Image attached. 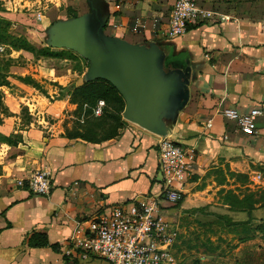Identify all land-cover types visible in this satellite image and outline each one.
<instances>
[{
  "label": "crops",
  "instance_id": "crops-1",
  "mask_svg": "<svg viewBox=\"0 0 264 264\" xmlns=\"http://www.w3.org/2000/svg\"><path fill=\"white\" fill-rule=\"evenodd\" d=\"M86 1L88 10L82 15H87L94 39L105 17L103 36L155 44L163 52L165 71L188 80L187 103L167 126L176 143L194 148L195 158L181 189L182 201L173 207L164 204L161 218L185 237H221L227 224L233 230L241 222L256 223V211L247 215L219 201L224 187L215 184L213 172L264 166V0H196L213 16L176 38L166 35L174 0ZM57 20L42 17L39 22L47 31ZM226 110L261 114L242 131L224 115ZM120 117L116 136L107 140L62 132L43 137L29 129L16 146L0 143V264H109L78 257L73 237L85 233L95 217L150 197L162 184L160 137L125 121L122 113ZM36 171L49 177L47 195L33 194L27 186ZM34 234L44 235L47 245H30Z\"/></svg>",
  "mask_w": 264,
  "mask_h": 264
},
{
  "label": "rangeland",
  "instance_id": "rangeland-1",
  "mask_svg": "<svg viewBox=\"0 0 264 264\" xmlns=\"http://www.w3.org/2000/svg\"><path fill=\"white\" fill-rule=\"evenodd\" d=\"M87 10L86 0H0V18L10 21V32L36 46H48L49 41L39 19H58V23L71 19V12L81 16ZM4 49L0 46V53ZM52 50L61 54L40 59L23 52L11 54L16 60L7 69L8 85L0 87L5 106L0 108L4 121L0 131L20 141L29 129L43 137L62 132L95 140L105 138L110 133L104 124L107 114L95 116V105L73 101L75 88L87 83L88 62L72 51ZM213 176L215 184L224 187L218 192L219 201L230 203L236 211L240 207L246 208L243 212L256 211V223L249 226L241 222L233 230L227 224L225 234L220 232L224 237H185L184 231L179 234L178 227L168 222L177 229L170 248L174 264H264V166L237 173L219 168Z\"/></svg>",
  "mask_w": 264,
  "mask_h": 264
},
{
  "label": "built area",
  "instance_id": "built-area-1",
  "mask_svg": "<svg viewBox=\"0 0 264 264\" xmlns=\"http://www.w3.org/2000/svg\"><path fill=\"white\" fill-rule=\"evenodd\" d=\"M213 13L201 9L196 0H174L168 19L166 35L169 38L183 36L190 25L210 19ZM105 102L99 100L93 109L95 116L102 115ZM243 115L226 110L224 115L237 122L242 131H248L257 115ZM211 126L207 123L206 128ZM161 189L137 203L114 207L110 213L91 220L86 232L72 239L78 257L100 258L109 264H174L170 248L177 237V229L164 221L160 213L164 204L176 206L182 201V186L187 181L195 158L194 148H185L169 135L160 137L157 143ZM23 182L19 181L18 185ZM29 190L36 195H47L51 190L48 175L36 171L27 179ZM67 251V256L71 255Z\"/></svg>",
  "mask_w": 264,
  "mask_h": 264
},
{
  "label": "water",
  "instance_id": "water-1",
  "mask_svg": "<svg viewBox=\"0 0 264 264\" xmlns=\"http://www.w3.org/2000/svg\"><path fill=\"white\" fill-rule=\"evenodd\" d=\"M105 20L100 19L98 40L90 33L87 15L54 23L46 31L48 46L72 51L87 61L84 81L108 82L124 101L125 121L156 136H167V123L187 103L188 80L177 71H165L163 52L155 44L135 45L103 36Z\"/></svg>",
  "mask_w": 264,
  "mask_h": 264
},
{
  "label": "trees",
  "instance_id": "trees-1",
  "mask_svg": "<svg viewBox=\"0 0 264 264\" xmlns=\"http://www.w3.org/2000/svg\"><path fill=\"white\" fill-rule=\"evenodd\" d=\"M77 16L78 15L76 12H71L70 14V18H76ZM10 25V21L0 18V46L5 48L4 51L0 53V87L8 85L7 78L9 76V71L7 69L11 66L13 61L16 60L11 56L12 53H28L31 54L35 59L56 58L58 54H61V51H53L49 46H36L30 43L23 36L13 35L9 30ZM72 96L74 103H80V105H82V103L95 105L99 100H103L105 102V108L103 109L102 114L106 113L108 116V121L104 124L107 125L110 133L101 140H107L116 136L117 128L121 126L120 114L123 111L124 102L118 92L108 82L98 79L84 83L81 86L75 88ZM1 98L2 92H0V108L4 106L2 105L3 103L1 102ZM1 123L2 120L0 118V124ZM77 136L80 138L95 140L84 135H76L72 137ZM19 142L21 141L17 139L16 136L7 137L0 133V143H7L10 146H16ZM241 202H244L243 199L240 201V203ZM238 205L240 204L237 201V206ZM245 209L246 208L240 207L238 211L243 212ZM247 212L249 213L250 211ZM29 244L32 246H45L47 245V239L44 235L34 234L29 239Z\"/></svg>",
  "mask_w": 264,
  "mask_h": 264
}]
</instances>
